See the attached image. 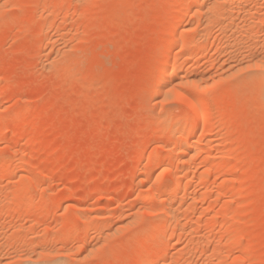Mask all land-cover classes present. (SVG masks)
I'll return each mask as SVG.
<instances>
[{
	"label": "rangeland",
	"instance_id": "rangeland-1",
	"mask_svg": "<svg viewBox=\"0 0 264 264\" xmlns=\"http://www.w3.org/2000/svg\"><path fill=\"white\" fill-rule=\"evenodd\" d=\"M183 1L0 0V264H264V0Z\"/></svg>",
	"mask_w": 264,
	"mask_h": 264
},
{
	"label": "bare ground",
	"instance_id": "bare-ground-1",
	"mask_svg": "<svg viewBox=\"0 0 264 264\" xmlns=\"http://www.w3.org/2000/svg\"><path fill=\"white\" fill-rule=\"evenodd\" d=\"M183 1V0H182ZM189 1H191L192 2V4H191V7L193 6L194 7V5L195 6H199V0H189ZM179 2H180V0H179ZM184 2V1H183ZM205 2V1H204ZM177 3V2H176ZM188 3V2H187ZM183 4L184 3H182L181 5L183 6ZM184 5H186V4H184ZM188 5V4H187ZM182 6H180L181 7V9L178 7V9H179V11H180V13H182V14H180L179 13V18L180 19H182L181 21H183V18H181V15H182V17H185L186 16V14H188L187 12V8H182ZM189 6V5H188ZM192 7V8H193ZM200 7V6H199ZM196 8V7H195ZM196 9H198V8H196ZM182 10L184 11V12H182ZM186 10V11H185ZM200 10V9H199ZM202 11V10H201ZM211 12H212V10H211ZM211 12H210V15H211ZM177 13H178V11H177ZM176 13V14H177ZM197 13H198V11H197ZM199 14V13H198ZM178 15V14H177ZM174 16H175V14H174ZM177 17V16H176ZM210 16H206V19L207 18H209ZM173 18V17H172ZM210 19V18H209ZM174 20V19H173ZM178 20V19H177ZM184 20H185V18H184ZM172 21V20H171ZM175 21V20H174ZM180 21V20H179ZM178 21V22H179ZM210 21V20H209ZM175 22H177V21H175ZM184 22V21H183ZM183 22H182V24H183ZM207 22H208V19H207ZM179 23H181V22H179ZM179 23H177V25H179ZM175 24V23H174ZM174 24H173V26H174ZM176 25V26H177ZM179 27V26H178ZM174 28H176L175 26H174ZM171 29H172V25H171ZM169 30H170V28H169ZM176 31V30H175ZM168 32H170V31H168ZM171 33V32H170ZM166 34H168V33H166ZM174 35V34H173ZM170 36V38L172 39V40H174L173 38L174 37H172V35H169ZM175 36V35H174ZM166 39V38H165ZM176 40V39H175ZM189 41V40H188ZM174 43V42H173ZM187 43V42H186ZM191 43V44H190ZM190 43L188 42L187 44H185L184 45V50H183V52H184V54L185 55H189L193 50H194V48H195V44L193 43V41H191L190 40ZM175 44V43H174ZM190 44V45H189ZM172 46V45H171ZM167 49L166 50H163L164 51V54H163V56H164V58H163V60H162V62H160L161 63V65H160V67H159V71L158 70H156V71H158V73L156 74V76H155V78H154V82H155V84L157 85V86H160V88L161 87H166L167 86V84H169V83H171V82H169L170 80H171V78L172 77H174V75L176 74V73H178V69H177V64H175V62L173 63V62H170V58H171V56H170V51H169V47H166ZM164 49V48H163ZM170 49H172V48H170ZM173 50V49H172ZM160 57V56H159ZM170 57V58H169ZM254 62V61H253ZM255 64H258V63H255ZM248 65H249V63H248ZM251 65V64H250ZM253 65V64H252ZM259 65H261V64H259ZM256 67H257V65H256ZM260 67V66H259ZM264 68V67H263ZM262 68V69H263ZM158 69V68H157ZM263 72V71H262ZM155 74V73H154ZM176 76V75H175ZM254 78H255V76H254ZM175 80V79H174ZM258 79H256V81H257ZM260 80V79H259ZM261 80L263 81H261L262 83H264V75H262L261 76ZM255 81V80H254ZM170 85V84H169ZM263 86H264V84H263ZM261 87H262V85H261ZM155 88V87H154ZM263 89H264V87L261 89L262 90V94H261V96H262V101H264V91H263ZM164 91L166 90V88L165 89H163ZM162 90V88H161V91L162 92H164ZM166 91H168V90H166ZM169 92V91H168ZM167 92V93H168ZM166 92H164V94H165ZM163 94V95H164ZM261 96H260V98H261ZM259 98V99H260ZM262 101H261V103H262ZM263 104V103H262ZM185 106L187 107V108H189V109H191V111L193 110V112L191 113V116H190V119L189 120H187V121H184V122H179L174 116H172L171 115V117L169 116L168 118H167V120L166 121H163L161 124H160V129L161 130H164V129H169V128H171V127H175L176 128V126H180L181 128H180V130L183 132L182 134H184L183 135V137L182 138H180L178 141H176L174 144H173V147L171 148V149H167L166 150V152H165V154L166 155H168L170 152H172L173 150H175V149H177V150H184L186 153H190L192 150H193V148L191 147V144H190V139L192 138V136L196 133V131H197V129L200 127L201 129H206L207 130V128H209V125H210V118L208 117L209 116V113L207 112V110L205 111L204 109H203V114L201 113V115H202V117H203V120H202V122L199 124L198 122H197V118H196V112H195V109H194V105L193 104H191L190 102L187 104H185ZM264 106V105H263ZM209 110V109H208ZM180 114V113H179ZM183 114V113H182ZM182 114H180L181 116H182ZM210 127H211V125H210ZM179 133H180V131H179ZM211 133V132H210ZM206 134H208V133H206ZM185 154V153H184ZM141 155H143L142 153H141ZM165 155V156H166ZM187 155V154H186ZM165 156H163V157H165ZM163 159V158H162ZM155 160V159H154ZM157 162V161H156ZM208 162V161H207ZM171 167V166H170ZM174 168V167H173ZM169 169V171H167V172H170V173H173L172 172V167L171 168H168ZM178 170V169H177ZM174 171V170H173ZM174 174V173H173ZM179 178V176L177 177V180H175L174 182L172 181V184H170V187H168L167 189H168V191H167V194H168V196L171 198H173V200L174 199H176L175 197H176V195H177V193H178V191H179V189H180V187L182 186V184H183V180L185 179L184 178V176L182 177V178H184V179H178ZM181 178V177H180ZM185 181V180H184ZM187 182V181H186ZM185 182V183H186ZM171 183V182H170ZM21 184V183H20ZM205 189V188H204ZM203 189V190H204ZM207 190V189H206ZM158 192V191H157ZM204 193H205V191H204ZM161 194V193H160ZM159 194V195H160ZM158 195V196H159ZM161 196V195H160ZM170 200V199H169ZM177 201V200H176ZM170 202H172V199H171V201ZM175 203V202H174ZM173 203V204H174ZM171 205V204H170ZM169 205V206H170ZM168 206V205H167ZM170 207H172V206H170ZM167 208L166 209V211H163V212H166V213H164L165 215H166V219H167V222H166V224H165V230L163 231V235L165 236V237H172L173 235H174V233H175V229L177 228V226L179 225V220H178V218H177V214H175L174 212H172V209L171 208ZM165 208V207H164ZM173 208V207H172ZM177 208V207H176ZM165 210V209H164ZM1 211V210H0ZM36 211V210H35ZM178 211V210H177ZM177 211H175V212H177ZM1 213H3V211L2 212H0V215H1ZM114 213H109V215H108V217H107V221L109 222V223H112L113 221H114V219H115V215H113ZM164 247V246H163ZM163 250H165V247H164V249L163 248H160V249H154V251L153 252H151V254H149V255H147V256H145V257H143V260H141V261H143L142 263L143 264H154V263H157L158 262V260H160L159 258H161V255H162V253H163V255H164V251ZM166 251V250H165ZM162 255V256H163ZM27 260V259H26ZM30 261H31V259H30ZM23 263V262H22ZM21 263V264H22ZM23 264H40V263H37V262H35V261H33V262H29V261H25ZM43 264V263H42ZM46 264V263H45ZM52 264H62V262L60 263L59 261L58 262H55V263H52Z\"/></svg>",
	"mask_w": 264,
	"mask_h": 264
}]
</instances>
